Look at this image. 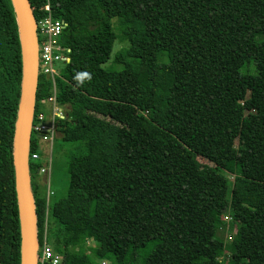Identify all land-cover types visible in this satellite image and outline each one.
Segmentation results:
<instances>
[{
  "label": "trees",
  "instance_id": "1",
  "mask_svg": "<svg viewBox=\"0 0 264 264\" xmlns=\"http://www.w3.org/2000/svg\"><path fill=\"white\" fill-rule=\"evenodd\" d=\"M29 1L38 23L65 24L57 133L87 148L48 204L32 133L39 245L46 234L60 264H264V0ZM22 72L17 14L0 0V264H21ZM52 90L39 75L35 117Z\"/></svg>",
  "mask_w": 264,
  "mask_h": 264
},
{
  "label": "water",
  "instance_id": "2",
  "mask_svg": "<svg viewBox=\"0 0 264 264\" xmlns=\"http://www.w3.org/2000/svg\"><path fill=\"white\" fill-rule=\"evenodd\" d=\"M22 43V85L13 142L15 185L21 227V264H38L39 238L31 189L30 146L39 79L37 21L29 0H12Z\"/></svg>",
  "mask_w": 264,
  "mask_h": 264
},
{
  "label": "built area",
  "instance_id": "3",
  "mask_svg": "<svg viewBox=\"0 0 264 264\" xmlns=\"http://www.w3.org/2000/svg\"><path fill=\"white\" fill-rule=\"evenodd\" d=\"M45 10L49 12V5L45 6ZM64 28V22L54 20L50 14L42 22H37L39 75H44L51 79L53 94L48 100L42 102V110L36 117L34 116L32 133L49 145H52V142L57 137L58 120L66 117L65 109L57 103L56 85V65L70 61L66 56L67 53H70V50L59 44V37ZM39 159V154L34 153L32 155V160L37 161ZM47 170L48 168L44 167L41 169L40 174H44ZM61 260L60 255L53 252L45 234L42 245L39 247L38 264H60Z\"/></svg>",
  "mask_w": 264,
  "mask_h": 264
},
{
  "label": "rangeland",
  "instance_id": "4",
  "mask_svg": "<svg viewBox=\"0 0 264 264\" xmlns=\"http://www.w3.org/2000/svg\"><path fill=\"white\" fill-rule=\"evenodd\" d=\"M117 22L118 19H114V25H117ZM123 47L125 46L117 41L112 57ZM62 67V63L56 65V78L61 80L62 77L60 72ZM38 141L42 150V155L38 163L41 164L42 167H47L48 170L44 174L38 173L35 177V182L40 185L42 195L47 197L48 204H53L67 195L69 189L68 166L71 159L86 154L87 148L84 143L64 142L59 134H57L52 145L43 142L40 138H38ZM198 161L203 165L214 166L201 157L198 158ZM225 220L226 225L221 229L218 235L225 242L226 246V252L222 260L228 263L230 260L231 241L234 238L236 230L230 227V218H225ZM103 264L108 263L106 262Z\"/></svg>",
  "mask_w": 264,
  "mask_h": 264
}]
</instances>
